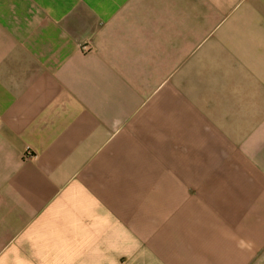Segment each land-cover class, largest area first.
Wrapping results in <instances>:
<instances>
[{
    "label": "crops",
    "instance_id": "crops-1",
    "mask_svg": "<svg viewBox=\"0 0 264 264\" xmlns=\"http://www.w3.org/2000/svg\"><path fill=\"white\" fill-rule=\"evenodd\" d=\"M0 264H264V0H0Z\"/></svg>",
    "mask_w": 264,
    "mask_h": 264
}]
</instances>
